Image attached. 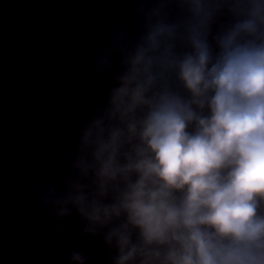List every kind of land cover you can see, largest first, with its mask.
I'll use <instances>...</instances> for the list:
<instances>
[{"label":"clouds","instance_id":"obj_1","mask_svg":"<svg viewBox=\"0 0 264 264\" xmlns=\"http://www.w3.org/2000/svg\"><path fill=\"white\" fill-rule=\"evenodd\" d=\"M104 2L90 108L26 184L50 256L77 218L69 264H264V0Z\"/></svg>","mask_w":264,"mask_h":264},{"label":"water","instance_id":"obj_2","mask_svg":"<svg viewBox=\"0 0 264 264\" xmlns=\"http://www.w3.org/2000/svg\"><path fill=\"white\" fill-rule=\"evenodd\" d=\"M105 7L104 0H0V264H69V250L100 251V238L83 235L73 218L53 259L55 237L26 184L50 168L90 108L85 76L96 52L84 51L86 27ZM117 7L127 18L126 0Z\"/></svg>","mask_w":264,"mask_h":264}]
</instances>
